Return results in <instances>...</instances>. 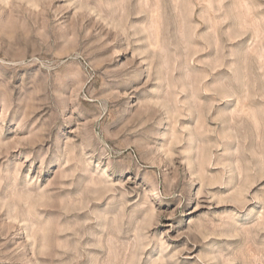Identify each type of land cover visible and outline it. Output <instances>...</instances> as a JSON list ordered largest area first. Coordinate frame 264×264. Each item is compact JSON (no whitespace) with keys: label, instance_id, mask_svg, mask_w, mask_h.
Wrapping results in <instances>:
<instances>
[{"label":"rangeland","instance_id":"rangeland-1","mask_svg":"<svg viewBox=\"0 0 264 264\" xmlns=\"http://www.w3.org/2000/svg\"><path fill=\"white\" fill-rule=\"evenodd\" d=\"M0 264H264V0H0Z\"/></svg>","mask_w":264,"mask_h":264}]
</instances>
